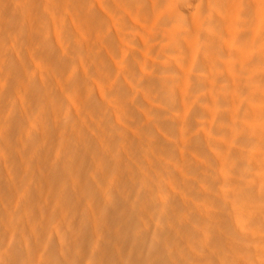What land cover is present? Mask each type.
I'll return each mask as SVG.
<instances>
[{
  "label": "rangeland",
  "instance_id": "1",
  "mask_svg": "<svg viewBox=\"0 0 264 264\" xmlns=\"http://www.w3.org/2000/svg\"><path fill=\"white\" fill-rule=\"evenodd\" d=\"M76 2L77 0H0V58L10 55L19 65L15 73L9 71L11 66L7 67L6 71L0 68L1 72H9V74L12 72L14 77L19 76L28 80L29 83H27H32L31 85L39 91L37 94L33 91L34 95L31 91V95L20 92L19 84L17 86L19 82H16L20 78H14L15 85L14 82L10 83V80L5 79L6 75H2L0 79L3 78L9 85L3 82V79L0 80L2 81L0 87L6 84L0 91L3 92L2 95L5 93L0 100V115L12 113L22 121L30 120L29 123L34 119H38L36 121L39 123V119L42 118L41 125L36 123L37 127L41 126L36 132L39 133L41 130L45 133L49 131V133L48 135L41 133L43 135L39 136L37 144L40 148L44 145L42 150H46L50 165H54L60 158L64 139L67 140V136L82 130L83 132H78L82 138L79 139L81 142L86 141L87 145L83 143V146L87 148L83 147L76 151L79 153H76V160L77 157L83 156L81 153H85L87 158L83 156L85 160L83 158L80 162L84 161V166L89 164L84 178L86 183L95 181L101 184V180L95 178L103 166L101 168L99 165V169L101 168L99 170L97 163H94L97 158L101 161L102 156L111 159V161L107 159L110 162L109 166L114 167H110L111 171L118 170V174L121 170L124 173H121L123 176L119 177V180L124 178H122L123 188L126 184L133 185L131 191L133 194L130 193L133 195L130 196L132 201L138 198L137 195L142 193L143 188L151 186L154 189L157 188L158 184L156 186L155 183L160 180L159 189L161 186L165 191L167 190L162 199L172 198L179 204L181 200L183 202H181L183 205L180 204L183 206L182 212H178L179 219H190L189 217L193 214L204 217L205 222L201 223L199 220L198 224L194 222L192 224L195 226H192L199 228L204 223L205 236H202L203 233L200 236L198 234L194 243L188 241L187 244H182L185 245L182 246L185 249L180 248L185 255H191H189L190 258L187 257L192 264H209V261H214L213 259L216 264L220 260L223 264L234 257L230 253L236 252L233 248L238 247L237 251H240L241 247L242 253L231 259L234 264H252V261H255L253 264H264V216H256L258 212H264V159H262L263 162L255 159L261 148L255 144L252 135H246L242 129L249 117L244 118V112L239 116L229 114V111L243 107L246 89L239 82L231 80L224 67L213 77L212 88L208 86V82L206 84L202 82L211 76L212 69L207 61L201 57L197 59L194 54L191 57L192 53L186 49L191 43H195L193 34L185 31L184 38L176 37L172 41L168 37V26L162 17L170 0H80L78 2L79 16L76 14L73 16V13H76L74 6L70 13L68 9ZM194 5L195 13L200 11L204 15H209L212 9L210 0H194ZM178 8L180 12L175 13L183 19L180 25L184 30H191L192 22L187 18L190 10L189 3ZM53 12L61 15V21L64 22L60 25L61 27L58 26ZM70 18L76 20H70ZM54 20L56 24L53 29L55 30H52L50 24L54 23ZM177 22L174 24L176 25ZM69 31L71 33H68ZM24 32L33 36V41ZM61 33L68 34L59 36L58 34L61 35ZM57 39L59 42H56ZM38 41L41 45L46 43L47 50L31 52V45L34 42L37 44ZM246 44V41L239 42L238 49H245ZM253 48L252 43V50ZM230 54L234 56L233 53ZM213 56L216 59L218 57L217 53ZM221 57L223 55H219L220 59L216 61L212 57L214 63L221 64L223 60ZM18 60L21 61L18 62ZM83 63H86L87 70L86 79L82 80L81 86L84 93L83 105L75 107L76 104L72 105L70 100L72 96L69 94V92L73 93V88L67 90L64 88L65 91L58 80H64L65 83L69 77L80 78L81 75L75 69L82 68ZM263 65L261 63V66ZM23 67L26 68L22 70ZM237 67L239 72L241 69ZM263 68L261 67L262 71ZM42 69L47 70L44 72ZM242 70L247 71V68ZM257 70L259 71V67ZM246 71L241 72L247 78L251 75V71L245 73ZM49 75H54V79ZM23 79L19 81L22 83ZM230 89L234 91L237 98V103L233 105L226 101V95ZM4 98L7 105L1 104ZM21 102L23 105H20ZM209 102L215 105L216 113H208L206 108L209 107ZM21 110L26 114L20 112ZM78 115H80L79 119L74 118ZM74 120L78 121L77 124V121L74 123L79 126H74ZM29 123L27 122L21 129V133H17L14 138L18 139V135L20 137L28 134L35 135L36 132L28 125ZM72 127L77 130L73 128V131H70ZM28 129L32 132L30 133ZM76 135L77 133L74 134ZM45 136L46 139H41ZM47 138L51 139L50 142L46 141ZM91 148H95V154L90 153ZM263 151L264 149L260 153ZM93 156L96 158L94 162H92ZM76 160L77 168L81 163L84 164V162L78 164L79 161ZM117 161L120 162L117 163ZM81 167H83L82 164ZM110 169L103 171L106 170L107 173ZM110 172L106 175L107 181L102 180L103 184L108 181L110 184L114 182ZM144 173L149 174L144 176ZM73 174L72 176L75 177L76 173ZM144 178L148 179V181L146 179L148 183ZM149 179H152V182ZM159 189L158 191L161 192ZM124 191L126 190L121 186L119 192ZM125 193H123L124 197L127 195ZM132 203L130 204L133 206ZM257 234L260 235L258 238H256ZM219 239H222V244ZM234 244L237 247H234ZM227 255L232 257L228 258Z\"/></svg>",
  "mask_w": 264,
  "mask_h": 264
},
{
  "label": "bare ground",
  "instance_id": "2",
  "mask_svg": "<svg viewBox=\"0 0 264 264\" xmlns=\"http://www.w3.org/2000/svg\"><path fill=\"white\" fill-rule=\"evenodd\" d=\"M79 1L80 0H77L75 5L70 6L68 9L70 13L72 7L74 6V10H76V13H73V16L75 14L76 16L79 14V10H80V8H78ZM185 3H189L190 6V10L187 18H189L192 22L190 27L191 30H184L182 28L180 23H182L183 19L180 18L181 16H177L175 13V12H180V9L178 7H181ZM210 3L212 5L210 14L204 15L200 11L196 13L194 12L196 9V7H194L195 6L194 0H170L162 17L164 21H166V26H168V31H169L168 37L172 41L175 40L176 37L184 38L186 34L185 31L191 32L193 34L195 38V43L194 44L191 43L188 47H186V49L192 53L190 55L191 57L194 54L197 59L201 57L203 60L207 61L210 64V67L212 69L211 76L205 78L204 81H202L205 84L206 82H208L207 84L210 88H212L213 85L212 82L213 77L217 75L218 70H222V67L225 68L226 73L231 80L237 81L239 82L240 85H243V88L246 89L245 102L243 104V107L239 110H231L229 111V114H231V116H239L244 112L245 114L244 118L249 117L248 122L243 126L242 129L246 135H252V137L256 140V141L253 140L255 144H258L262 150L264 149V70L262 71L261 67L263 68L264 65L261 66V63L264 64V0H210ZM53 14L56 17V22L58 26L64 24V22L62 23L61 21L62 20L61 15L55 12H53ZM71 19L72 18H70V20ZM72 20L75 21L76 19L74 18ZM53 22L54 23L50 24L51 25L50 27L52 28V30H55L53 29V27L55 28L54 25L56 24L55 20ZM174 22H177V24L175 25ZM39 31L41 32V30ZM58 31L60 32V30ZM65 32H67V30ZM68 33L71 32L69 31ZM68 33H65V35L67 36ZM25 35L28 38H32L33 41V36H30L29 34L26 33ZM58 35L63 36L64 33ZM68 36L70 37L72 35H68ZM24 37H22V39H24ZM58 39L56 40V42H59ZM61 39L60 41L63 42L64 41L63 37H61ZM64 39H66V37H64ZM239 39H242L241 41H246L247 43L246 44L247 47L243 50L238 49V43L241 42ZM13 42L15 43L16 41L13 40ZM252 43L254 44L253 50H252ZM23 44L25 46V41L23 42ZM45 45L46 43L41 45L39 41L37 44L34 42V44L31 45L30 51L33 53L39 52L41 50L43 51L44 49L48 48L47 47L48 45L46 46ZM71 47L73 48L74 46ZM176 49L177 50L179 49L178 45L176 46ZM76 50L78 51L77 47ZM218 52H220V54H218ZM215 53H217L218 55L217 59H220L219 55L220 56L223 55V57H221V59L223 58L221 64L214 63L217 60L215 56H213ZM230 53H233L234 56H232ZM34 55L36 56V54ZM212 57L215 58V61ZM19 61L21 60H18V62ZM33 61H34V57H33ZM33 61L31 59V62ZM53 61L55 60L53 59ZM15 62L16 60H14V57L12 58L10 57V55L9 57L6 56L5 58H0V65H1L0 68L6 71V68L11 66L12 68L10 67L11 70L9 68V71H13L15 73L18 71V67H19V65H17ZM219 65H221L220 68ZM39 66H37V68ZM237 66L241 69L239 72H237L236 69ZM85 67H86V63H83L82 68L75 69L79 73V75H81L80 78L69 77L70 80L69 78L66 79L68 81H66L65 83L63 82L64 80L63 81L58 80V82H60V84L64 86L63 89L66 88L67 90L73 88L72 89L73 93L71 92L72 95L70 92L69 94L70 96H72V98L70 97L72 105L74 104L75 106L76 104L75 107H77V105L79 106L83 105L82 96L84 93L82 89L83 87L81 86H82V80L86 79L85 73L87 70L85 69ZM243 67L245 69L247 68V71L242 70L244 69ZM258 67H259V71L257 70ZM24 68L26 67H23L22 70ZM60 68L61 65L59 69ZM42 70H44L45 72V70L47 69H42ZM4 71L1 72L0 69V77H2V75L4 76L6 75L5 77L7 78L5 79L7 81L10 80V83L14 82L17 76L14 77L12 75V72L10 73L11 74L10 76L9 72L5 73ZM56 71L58 72L57 69ZM241 71L243 72L246 71L245 73L251 71V75L246 78L244 77ZM7 74L10 76L9 79H8L9 76ZM50 76H53L51 78L54 79V75H49V77ZM17 78L20 77L18 76ZM2 79L3 78H1L0 80ZM20 79L16 81L19 82L17 83V86L19 84L18 87H20L19 90L20 92L30 93L31 91L32 93L33 91H35L36 94L37 92L39 93V91L37 90L38 88L36 89L34 85L32 86L31 85L32 83L28 84L29 83L28 80L26 81V79L25 80L23 79L24 81L22 80L21 83L19 81ZM1 82L2 81H0V84ZM3 82L8 84L6 81H4V79ZM16 82H14V84ZM5 85H2V87H0V91L1 89H3V86ZM36 85L37 83L35 84V86ZM56 85H58V83ZM2 93L0 92V100L2 99L1 96L5 94L4 93L2 95ZM27 93L26 95H28ZM66 93L68 94V92ZM7 97H5L6 100ZM23 97L24 96H22V98ZM5 98L3 99L4 102L2 101L1 104L3 103L4 105L6 104ZM20 98L21 97H19V99ZM39 99H41V97ZM203 100L205 101L206 99L204 98ZM226 101L231 105L237 103V98L233 90L230 89L228 91V94L226 95ZM211 102H209V107H207L206 109L208 113L213 114L216 113L217 110L215 105L211 104ZM20 105H23V103ZM22 107L24 108L25 106ZM12 109L14 108L12 107ZM75 110L77 112V109ZM20 112H23V110H21ZM11 114L12 113L0 115L4 118V119H1L2 117L0 118V264H188L191 263V261L189 262L187 257L190 254L185 255L184 253H182L183 251L181 249L183 248L185 249V247L182 248V246H185L182 244H187L188 241H191V243L193 241L194 243V239L197 237L198 234L200 236L201 233H203L202 236H205L204 232L206 230L205 229L206 226L204 225V223L201 224L202 227L199 228L193 227L195 225L192 224L194 222L198 224L199 220H201V223L202 221L205 222L204 217L202 216L201 218V215L197 217L195 216L196 214L195 215L193 214L194 216L192 215V217H189L190 219L187 220L179 219L180 217L178 212L181 211L183 207L181 206L183 205L181 204L182 200L180 202L181 204L180 205L177 201L172 200V198L162 199V196L166 194L167 190L165 191V189L162 188L161 186L159 189L160 180L157 181L158 183H155L156 186L158 184V187L155 189L152 188V186L149 188L148 187L143 188L144 190L142 189V193L140 195H137L138 198L133 200L135 201L133 202L131 200L132 198L130 199V196H133L130 195L131 191L133 190L132 189L133 185L130 186L126 184V182L128 181L127 179V181L125 182L126 184L125 188H123L124 186V183H122L123 177L120 178L119 180V177L123 176L122 174L124 173H122V171L119 170L122 174L118 172V174H120L118 176L117 174L118 170L116 168L115 169L117 171L115 170L111 171L110 169L111 166H109L110 162L107 160L109 159V157L107 158V156L101 155L103 157V159H101L102 161L101 162L100 160H98V158L97 159L94 158L95 156L94 155L92 162H94V159L98 161L97 162L95 160L94 163V164L97 163L96 166H98V169H99V165L100 167L103 166V168L101 167L102 169L100 168L101 170L99 169L100 171L97 169L99 171V175L95 178L99 181L101 180V184L100 182L98 184L95 181L93 182L87 181L88 183H86L84 178L86 177L85 175H87L86 172L89 169L88 168L89 164L86 163L87 165L84 166L85 162L81 161L84 162V164L80 162L81 159L83 160L84 158L83 156H85L84 155L85 153H81V155L83 154V156H80V158L77 157V160L79 161L78 164L81 163L83 167L80 168L81 165L80 164L78 167L80 169H78L76 164L77 162H75L76 153L78 152V150L83 147L84 149L87 148L83 146V143L87 145L86 141L84 140H82V142L80 141V139H82L80 138L79 135L80 133H78L80 130L73 132L74 134L77 133L79 137L77 135L74 136V134H72L73 136L70 135L69 136L70 138L67 136L68 138L67 140L64 139L63 141L64 144L61 147L63 148V150L60 149V154H59L60 158H58L59 160L58 159H57L58 161L56 160L57 162V163L55 162L56 164L54 163V165L53 164L50 165V163L47 160V157L49 158V156L46 154L47 153L46 150L45 149L42 150V147L44 145L43 146L41 145L40 148L39 147L40 145L38 146L37 144L38 143L37 141L39 140V136L41 137L43 135L41 133L44 132V135L45 134L48 135L49 133L48 130H46L48 131L47 133H45V131L42 132L41 130L39 131V133L36 132L37 128H41V126L37 127V125L40 124L42 118L39 119V123L37 122L38 119L31 120L32 121L31 123H29L30 120H27V122L29 123L28 125H30L31 128L36 132L35 135L28 134L26 136L22 135L21 137L18 135V139H16L14 137L17 136V133L19 134L21 133V129L27 124V122L20 120L19 117L15 116V114L12 115ZM24 114H26V112ZM79 117L80 115L74 118L79 119ZM250 117H252V119H250ZM76 121L77 120H74L73 123ZM77 123L78 121L76 122V124ZM76 124L74 125L75 127L79 126ZM75 127H72L70 131H73V128L75 130L76 129ZM28 128L31 129L30 127ZM69 134H71V132ZM240 134L241 136H243V132H241ZM43 137L41 139H46V136L45 138ZM47 137H51V136H47ZM47 139L48 140L46 141L50 142L51 139L49 138ZM43 141L42 143L45 142ZM65 141L68 142L65 143ZM94 149L95 148H91V151L89 150L91 154L92 152L93 154H95ZM261 150L258 151V156L255 159L257 161L260 160L263 162L262 159H264V151L260 153ZM51 152L52 151H50V153ZM90 156H88V159H90ZM85 158L87 157L85 156ZM109 160L111 161V159ZM119 162L117 161V163ZM116 167L118 168L119 166ZM104 169L106 170L110 169V171L112 172L113 181H114L112 184H110L109 181L104 182L105 184H103L104 180L107 181L106 180L107 173L110 172L108 171L106 173L105 172L106 170L103 171ZM73 173H76L75 177L72 176ZM146 174L148 175L149 173ZM147 175H145L144 173V176ZM144 185L145 184H143V186ZM121 186L122 189L126 190L123 192V193L126 192L125 194H127L125 197L123 196V193L119 192V188H121ZM158 189L161 192H159ZM120 191L122 192L121 189ZM130 203H132L133 206ZM85 204L87 207L85 206ZM84 207H86L85 211H83ZM184 216L186 215L184 214ZM256 216H264V212L262 211L258 212ZM259 236L260 235L257 234L256 238H258ZM233 240H235L236 242V239L233 238ZM196 243L197 242H195V244ZM234 247H237V245H235ZM233 249H236L233 250L236 252L232 251L233 253H230L228 251V253L234 256L233 258L240 256V254L242 253V248L240 247L241 249L240 251H237L239 250V247ZM184 252L186 251L184 250ZM193 256L195 255L193 254ZM232 256L227 255L228 258ZM224 258L223 260H225ZM233 258H230L228 261L225 262L222 261V262L223 264H234V262L231 260ZM213 260L214 261H209L210 262L209 264H216L215 259ZM220 261L217 263L219 264ZM192 262L194 261L192 260ZM253 262L255 261H252V264Z\"/></svg>",
  "mask_w": 264,
  "mask_h": 264
}]
</instances>
